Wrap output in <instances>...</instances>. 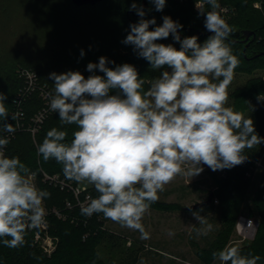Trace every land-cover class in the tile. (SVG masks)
<instances>
[{
	"label": "clouds",
	"instance_id": "9594fccd",
	"mask_svg": "<svg viewBox=\"0 0 264 264\" xmlns=\"http://www.w3.org/2000/svg\"><path fill=\"white\" fill-rule=\"evenodd\" d=\"M149 2L157 11L166 5V0ZM205 2L211 10L196 4L211 33L203 43L196 35L181 39L183 25L170 16L150 30L155 18L145 19L143 7L131 4L140 19L130 24L122 43L131 45L153 70L165 69L146 91L134 65L110 67L115 61L104 56L87 64L92 73L87 78L71 70L49 74L54 92L48 107L62 126L75 125L76 130L67 142L66 130L51 128L37 152L44 161L62 165L67 179L94 187L98 196L81 205L83 216L103 214L146 238L142 218L177 176H197L202 165L212 171L231 169L245 162V149L264 142L253 120L228 106V87L239 64L227 42L233 29L217 11L218 0ZM170 35L179 49L157 42ZM84 55L81 50V58ZM97 70L104 75L95 74ZM257 99L264 101V96ZM6 100L0 92V129L15 133L17 127L7 122ZM8 143L7 137H0V243L18 248L25 244L27 230L45 224L43 203L51 194L27 178L29 169L18 156L5 154ZM201 211H192L199 223L193 226L196 238L213 229ZM212 255L220 264H257L261 259L242 255L236 246Z\"/></svg>",
	"mask_w": 264,
	"mask_h": 264
},
{
	"label": "trees",
	"instance_id": "16d2710c",
	"mask_svg": "<svg viewBox=\"0 0 264 264\" xmlns=\"http://www.w3.org/2000/svg\"><path fill=\"white\" fill-rule=\"evenodd\" d=\"M68 1L70 5L77 10H96L107 1H110L105 5L106 10H110L118 17V21L123 29L124 38H126L130 32V24L136 23L140 19L135 10H130L132 4L129 3L130 1L125 2V5L122 4V0H117L115 2H112V0H102L95 5H77L73 3L72 0ZM196 1L197 0H186L185 2H179L178 0H166L164 9L162 11H157L154 4L150 3L149 0H132L133 3L135 2L138 6L143 7L146 12L145 19L155 18L156 25L150 26V30L155 26L162 25V18L164 16H170L174 21H178L183 25V28L180 30L181 39L196 35L198 37V42L203 43L211 33L205 29L204 16L199 15L198 9L195 8ZM219 1L234 8V14H232L227 21L228 25L233 29L227 42L233 54L236 55L239 60L235 72H250L258 68L264 69V13L261 9L254 6L256 0ZM262 1L264 4V0ZM39 6V9H37L38 12H36L38 17L41 10L45 9L46 15L48 13L53 15L51 19L55 20L57 24L56 27L60 28L66 26L63 24L62 19H64L63 16L65 15H63V13H66L67 10L61 8L57 0H41ZM48 10L49 12H47ZM205 11H207L206 8ZM69 22L73 25H79L83 21L71 20ZM41 27H46V29H48L46 23L41 25ZM246 31H252L255 35L252 34L246 38ZM157 42L166 45L173 44L177 49L180 48V44L175 42L171 35L167 39ZM92 53L97 55L98 51L94 49ZM64 59L69 62H83L86 64L90 62L84 57L81 58L80 53ZM91 62L94 63L93 61ZM16 65L17 63L15 62L9 70L0 72L2 77L0 92L7 95V100L5 101L9 112L7 122L17 127L15 133H5L0 129V134L9 139L5 154L9 157L18 156L29 171L35 170L40 173L41 169H44L48 172H60L64 174L62 165L58 164L55 160H43L42 156L37 152V146L42 143L47 131L53 127L66 130L68 133L66 140L70 142L73 138L72 133L76 130V126H62L58 114L51 112L45 118L36 134L33 135L30 129L32 118L39 109L43 108L45 101L39 95V91L36 90L19 96L21 93L20 91L25 87V79L19 73L20 68L34 69L38 74L39 82L47 84L51 93L54 92V84L53 81L49 79V74L53 72L58 74V69L47 68L46 66H40V69H38L35 63L32 62H23L19 67ZM133 65L138 73L144 74L143 79L148 89L150 81L158 76V71L153 70L149 62L143 58H140ZM236 94V106L238 110H240L246 118L250 117L253 120L256 133L264 138V105L257 106L250 110H248L247 105L248 100L258 95H264V76L258 75L252 77L247 87L242 91H237ZM19 107L24 111V114H19L16 120H12L11 117L18 114L16 111ZM262 146L263 142L252 149H245L244 154L247 156V159L243 164L231 169L221 170L220 176H216L217 187L210 191L214 193L212 201L202 207L191 210L198 211L203 209L201 213L219 210L223 216V222L226 225L220 231L217 243L214 244L211 249V252H217L224 246L235 220L237 221L236 218L239 216L238 213L242 208L245 198L252 192V199L256 211L260 215V219L254 239L250 241V243L238 248L241 250L242 255L260 256L261 259L257 264H264V164L261 167L259 181L255 185L252 182V176L259 167L257 163L260 160ZM42 185L43 190L51 194L50 197L46 199L48 207L57 206L67 215L65 219L52 213L49 216L50 232L59 237L57 249L51 256H48L34 241L32 231L27 230L25 233L26 242L22 247L8 248L0 243V264H106L98 253L97 245L107 237L115 243L117 235L103 228V221L105 219L103 214H94L91 217H85L81 214L80 208H66V199L72 197L70 192L48 183H43ZM90 189L93 198H96L98 193L92 185H90ZM215 199H217L218 202H216ZM84 234L86 235L85 239L83 238ZM203 258L208 260L205 256H203ZM137 260L138 256L134 255L129 264H134Z\"/></svg>",
	"mask_w": 264,
	"mask_h": 264
},
{
	"label": "rangeland",
	"instance_id": "374dc122",
	"mask_svg": "<svg viewBox=\"0 0 264 264\" xmlns=\"http://www.w3.org/2000/svg\"><path fill=\"white\" fill-rule=\"evenodd\" d=\"M115 1L117 0H112V2ZM39 2L41 0H0V72L9 70L15 62L17 67L23 62H32L38 69L40 66L57 68L58 74L70 70L79 71L87 78L92 73L86 70V63L69 62L64 59L80 53L81 50L85 53L83 57L90 62L98 63L101 56L115 61V64L109 65L110 67L123 63L133 65L140 59L131 45L122 43L125 38L118 17L110 10H106L105 5L110 1L96 10H77L70 5L68 0H57L60 7L67 10L63 13L65 14L64 19L61 18L66 26L60 28L56 27L55 20L51 19L52 14L46 15L45 9L41 10L39 17L36 15L40 7ZM125 2L133 3L132 0H122L123 5ZM70 19L83 22L73 25L69 22ZM45 23L48 29L41 27ZM94 49L98 51L97 55L92 53ZM163 70L165 69L157 70V77ZM95 74L104 75L98 70ZM138 74L140 78L144 77V74ZM258 75L264 76V69L234 73V78L228 87V106L240 112L236 106V93L244 90L252 77ZM1 79L0 74V83ZM143 88L147 90L146 85ZM259 96L264 95H258L247 101L248 110L264 105V101L257 99ZM260 161L263 165L264 142ZM262 165L252 176L254 185L259 181ZM202 167L204 170L197 176H177L165 186L163 192L158 194V201L151 204L141 221L144 232L147 233L146 238L139 230L123 227L119 223L104 219L103 228L117 235L115 243L107 237L97 245L98 253L106 264H129L134 255L138 256L134 264H220L218 259H214L211 249L217 243L220 231L226 225L223 222V216L219 210L201 213L207 216L213 229L207 235L196 238L193 226H199V223L193 218L192 211L183 208L206 198L209 192L217 187L216 176H220L221 170L212 171L206 165ZM43 183L39 184L41 190H43ZM82 183L90 185L87 182ZM252 197L251 192L245 198L238 214L253 217L259 223L260 215L256 211ZM46 201L45 199L44 205L48 206ZM236 222L235 220L224 246L218 251L226 247H241L254 239L255 235L244 237L238 232ZM85 237L84 234L83 238ZM58 244L59 240L57 246ZM54 251L48 253L43 250L48 256H51Z\"/></svg>",
	"mask_w": 264,
	"mask_h": 264
},
{
	"label": "built area",
	"instance_id": "2783aa9c",
	"mask_svg": "<svg viewBox=\"0 0 264 264\" xmlns=\"http://www.w3.org/2000/svg\"><path fill=\"white\" fill-rule=\"evenodd\" d=\"M178 1L185 2L186 0ZM197 3L204 5V8H206L207 11L211 10L210 7L206 4L205 0H197L195 2L196 9ZM218 3L220 4V8L217 9V11L221 15V17L227 22L228 19L232 16V14H234V8L222 3L219 0ZM254 6L261 9L264 13V4L262 0H256L254 2ZM19 73L25 79V87L20 91L21 93L19 94V96L36 90L39 91V95L45 101L43 108L39 109L34 114L32 118V123L30 124V129L33 135H35L36 132L39 130L41 124L44 122L45 118L52 112L48 107L49 94L51 93V90L49 89V86L47 84L39 82V77L35 70L29 68H22L19 70ZM16 112L19 114H24V111H22L20 107L17 108ZM0 137L5 136L0 134ZM261 163L262 161L259 160L257 163L258 166H261ZM27 178L32 183H34L39 189V184L44 182L70 192L72 197L67 198L65 201V207L69 209H74L76 207L80 208L82 204H87L88 197L93 198L90 185H87L86 183L82 182L77 183L75 181L69 180L64 174L60 172H48L44 169H41L39 173L34 170L29 172ZM215 201L218 202L217 199H215ZM43 206L45 208V224H43L38 229L29 230L32 231L36 244L43 248L44 251L51 253L56 248L59 237L50 232L49 216L52 213L54 215H57L58 217L66 218L67 215L57 206L49 208L48 206H45L44 203ZM257 226L258 222L256 221V219L244 214L239 215L236 222V228L238 232L242 233L244 237H254Z\"/></svg>",
	"mask_w": 264,
	"mask_h": 264
},
{
	"label": "water",
	"instance_id": "95a60500",
	"mask_svg": "<svg viewBox=\"0 0 264 264\" xmlns=\"http://www.w3.org/2000/svg\"><path fill=\"white\" fill-rule=\"evenodd\" d=\"M72 1H73V3H75L77 5H84V4L95 5L96 3H98L102 0H72ZM252 34L255 35L254 32H252V31H246V35H247L246 38H248ZM213 195H214V193L210 192L206 198H204L200 201H197L191 205L184 206L183 208L185 210H189V206H191V210H194V209H197L199 207H202L203 205L210 203L212 201Z\"/></svg>",
	"mask_w": 264,
	"mask_h": 264
}]
</instances>
